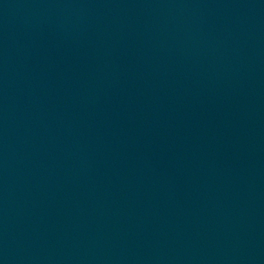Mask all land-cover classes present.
I'll list each match as a JSON object with an SVG mask.
<instances>
[{"label":"water","instance_id":"water-1","mask_svg":"<svg viewBox=\"0 0 264 264\" xmlns=\"http://www.w3.org/2000/svg\"><path fill=\"white\" fill-rule=\"evenodd\" d=\"M0 264H264V0H0Z\"/></svg>","mask_w":264,"mask_h":264}]
</instances>
